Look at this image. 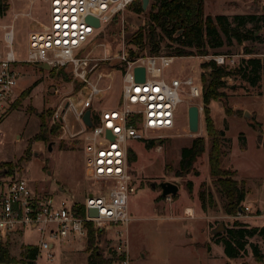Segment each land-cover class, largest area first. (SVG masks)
<instances>
[{
  "label": "rangeland",
  "instance_id": "374dc122",
  "mask_svg": "<svg viewBox=\"0 0 264 264\" xmlns=\"http://www.w3.org/2000/svg\"><path fill=\"white\" fill-rule=\"evenodd\" d=\"M6 1L8 10L0 16V50L4 44L1 27L12 25L14 51L18 57L24 58L29 33L40 29L46 22L47 5L41 0ZM154 1L156 0H150L147 10H143L141 14L134 9L121 14L105 29L101 37L107 39L110 47L117 48L124 34L130 52L139 56L148 55L147 51H141L139 45L132 42V38L140 31H146L151 25L148 12ZM204 1L205 16L225 15L232 20L236 14H255L260 20L247 26V29L256 31L259 38L257 41L246 42L243 46L235 42L232 47L226 44L221 49L210 51V55L206 57L177 58L165 71L167 78L191 75L195 83L202 86V92L203 76L210 71L205 70L202 64L211 61L213 57L248 55L245 52L248 49L253 51L248 58H264V0ZM162 50L161 55H166L164 53L168 49L163 47ZM96 55L101 56L102 52L97 50ZM20 71L22 76L16 88L18 101L0 128V169L9 170L12 175L19 174L38 192L53 194L60 201L83 203L88 194L96 190L86 176L84 135L77 134L83 130V126L76 120L75 112L80 108L86 93L84 85L65 69L44 71L33 65H25ZM111 73L113 78L102 83L103 88H111L103 93L100 100L95 101L93 109L116 108L122 91V81L117 72ZM224 82V91L228 95L225 103L227 108L222 101H213L210 106L216 128L225 129L227 126L228 137L231 138V142L227 141L222 148L227 155L221 167L233 171L232 167L238 171L241 187L247 189V185L249 197L257 202L254 206L256 212L250 217H262L255 221L263 224L264 125L262 133L251 127L249 123L255 118L251 115L249 122L243 109L245 113L257 112L264 124V97H248V85L240 77L229 76ZM30 88L32 91L27 95L26 91ZM202 98L182 96L183 103L178 106L176 126L170 133L159 136L148 133V140L128 143L129 150L136 156V162L130 163L129 168L137 187L136 192L129 198V211L133 218L128 227L131 264H264V260L258 262L254 259L250 247L244 257L228 260L223 246L216 244L211 234L221 223L229 228L235 221L243 222L245 218L237 219L238 216L226 214V199L210 175V143ZM67 105L69 107L65 115L68 127L64 130L65 122H60V119ZM191 106H198L201 110L200 129L197 134H192L188 127V109ZM233 106L237 109L242 107V110L234 113L231 108ZM226 109L230 110L228 116ZM56 115L60 117V123L55 119ZM41 133L46 140L39 141L36 138ZM241 133L246 137L244 148H241ZM260 135L261 142L258 140ZM200 137L206 141V151L194 166L199 176L190 174L177 178L175 174L181 159V150ZM150 141H154V145L148 148ZM29 146L31 152L27 159L25 152ZM164 182L174 183L180 188L176 199H163L161 190L152 187V184L158 186ZM188 182H192V191L188 189ZM200 194L204 195L206 209L202 208ZM112 235V231L108 230L103 235L95 236V246L99 245L96 247L105 253V259L111 258L106 253L114 244ZM39 241L40 237L36 232L25 233L19 240L22 245H38ZM249 242L258 245L264 255L263 239L255 236ZM54 254L53 260L42 255L37 264H88L91 252L88 245L77 247L57 243Z\"/></svg>",
  "mask_w": 264,
  "mask_h": 264
},
{
  "label": "built area",
  "instance_id": "2783aa9c",
  "mask_svg": "<svg viewBox=\"0 0 264 264\" xmlns=\"http://www.w3.org/2000/svg\"><path fill=\"white\" fill-rule=\"evenodd\" d=\"M41 1L47 5V19L40 29L29 33L24 58L14 51L13 26L1 27L4 44L0 50V128L18 100L16 88L21 68L47 65L50 71H69L86 92L75 115L83 126L77 134L84 135L86 176L96 190L83 203L60 201L53 194L36 191L19 174L7 171L3 176L5 170L0 169V264H37L42 255L53 260L57 243L87 246L91 226L100 231L99 235L112 231L114 244L106 253L112 264H131L128 227L133 219L129 198L137 187L130 173L128 143L148 140V133L159 136L173 131L182 96L202 98V86L191 75L165 76L176 57L150 54L132 57L124 34L117 48L110 47L107 39L101 37L138 0ZM89 17L99 21V28L88 21ZM97 50L102 52L101 56L96 55ZM249 56L218 55L212 61L228 71L242 70ZM137 68L145 69L144 82L136 81ZM111 72H117L122 81L117 106L93 109L95 101L111 88L102 85L113 78ZM87 110L92 111L91 130L82 121ZM55 119L59 122L60 117L56 115ZM63 121L66 130V115ZM108 132L113 140L108 138ZM79 206L84 207V215L77 209ZM90 209L98 211L97 218L88 216ZM251 215V208L242 206L237 219ZM30 232L39 235L38 245L19 242L21 235ZM35 248L37 254L32 259L28 251ZM3 250L8 251V257H4Z\"/></svg>",
  "mask_w": 264,
  "mask_h": 264
},
{
  "label": "trees",
  "instance_id": "16d2710c",
  "mask_svg": "<svg viewBox=\"0 0 264 264\" xmlns=\"http://www.w3.org/2000/svg\"><path fill=\"white\" fill-rule=\"evenodd\" d=\"M204 5V0L154 1L148 12L151 25L146 31H140L136 34L132 38V42L139 45L141 51L145 50L150 55L163 54L162 49L164 47L168 49L164 53L166 56L182 58L205 57L210 55V51L221 49L226 44L232 47L235 42L237 45L243 46L246 42H255L259 39L256 36V31L247 29L249 24L259 22L258 15H235L232 20L225 15L205 16ZM131 9H134L138 14L143 13L142 1L138 0ZM7 10V1L0 0V16H3ZM245 52L248 55L253 54L252 50L246 49ZM131 56L135 57L136 54L131 52ZM202 67L205 70H210L203 76L202 98L205 107L206 132L210 143L208 154L210 175L226 199L224 207L226 214L237 216L246 199L247 192L244 187H241L242 183L235 179V171L224 170L221 167L222 161L227 155L222 148L224 143L231 142V140L226 138L223 131L216 128L209 105L212 101H223L225 105L228 95L224 91L226 83L223 79L229 76L240 77L248 85L246 94L249 96H264V58L248 59L246 68L242 70L228 71L212 60L203 63ZM31 91L32 88L28 89L26 94L28 95ZM225 108H227L226 105ZM229 113L230 110L226 109V114L229 115ZM252 127L262 133L260 124L254 122ZM261 137L260 135L258 139L260 142ZM36 138H39V141L46 140L42 133ZM240 142L241 148H244L246 137L243 133L240 135ZM151 145H154V141H150L148 148ZM205 151L206 141L202 137L194 139L189 147H184L181 150V159L175 176L177 178H184L190 174L199 176L194 166ZM30 152L29 146L25 152L27 159L30 158ZM128 161L129 164L136 162V156L130 150H128ZM9 166L12 167L10 163ZM8 173L11 174L9 170ZM187 186L189 191H192V182H188ZM177 196L172 198L176 199ZM204 200V195L200 194L202 208L206 209ZM77 209L84 215L83 206H79ZM96 234L99 235L100 231H95L91 226L88 232V250L91 252L88 257V264H112V260L105 259L100 253L101 251L95 246ZM255 236L264 240V227H252L235 221L231 227L226 228L224 233L213 235V239L216 244L223 246L224 255L228 260L244 257L248 253V247H250L254 259L261 262L264 260V255L259 246L249 242ZM2 254L4 257H8V251L3 250ZM36 254V248L28 251V256L32 259L36 257Z\"/></svg>",
  "mask_w": 264,
  "mask_h": 264
},
{
  "label": "water",
  "instance_id": "95a60500",
  "mask_svg": "<svg viewBox=\"0 0 264 264\" xmlns=\"http://www.w3.org/2000/svg\"><path fill=\"white\" fill-rule=\"evenodd\" d=\"M150 3V0H142V9L144 11L147 10L148 5ZM88 21L93 24L95 27L99 28L100 23L98 20L89 17ZM41 70L44 71H50L51 69L49 68V66L47 65H43L39 67ZM135 78L137 82H144L145 81V69L144 68H137L135 70ZM69 106H66V109L61 113V122H63V116L66 113V110ZM91 110H87L83 117H82V121L84 123V125L87 127L88 130H91L93 128V123L91 121ZM246 119L250 122L251 121V115L249 113H245ZM188 127L189 130L192 134H197L199 132L200 129V108L198 106H191L188 109ZM108 138L110 140H113V136L111 135L110 132H108L107 134ZM50 150H51V145L49 146ZM7 171L5 170L3 172V176L6 175ZM153 188H159L161 190V197L163 199H167L170 197H176L179 194V187L174 184V183H170V182H164L159 184L158 186H156L155 184H152ZM88 216L90 218H97L98 217V211L96 209H90L88 211ZM226 231V227L224 224H219L215 229H213L211 231L212 235H217L220 233H224ZM112 249L109 250V253H111ZM101 254H104L103 252H100Z\"/></svg>",
  "mask_w": 264,
  "mask_h": 264
},
{
  "label": "crops",
  "instance_id": "0c3cea01",
  "mask_svg": "<svg viewBox=\"0 0 264 264\" xmlns=\"http://www.w3.org/2000/svg\"><path fill=\"white\" fill-rule=\"evenodd\" d=\"M239 1H241V0H235V1H229V2H239ZM204 3H205V1H204ZM237 15V14H236ZM248 97H264V96H259V95H254V96H248ZM213 102V101H212ZM211 102V103H212ZM223 102V101H222ZM224 103V102H223ZM210 106H211V104L209 105V108H210ZM231 108H233L232 110H233V112L235 113L237 110H242V107H240V108H236L235 106H233V107H231ZM210 112H211V108H210ZM246 113H249V112H246ZM243 114H245V111H244V109H243ZM250 115H253V117L255 118V120L253 121V122H248L249 123V125L252 127V124L255 122V123H257V124H260L261 125V128H262V126L264 125L262 122H261V119H260V117L257 115V112H250L249 113ZM228 116V115H227ZM235 116V115H234ZM229 117H231V116H229ZM226 124H227V122H226ZM218 130H220V131H223L224 133H225V136H226V138L227 139H229V140H231V138H229L228 137V127L226 126L225 127V129H218ZM245 136V135H244ZM264 138V137H263ZM231 152H232V147H231V151H230V155H231ZM230 155H229V157H230ZM228 157V158H229ZM226 158V157H225ZM231 169L233 170V171H235L236 172V176H235V179L237 180V181H239V179H238V171L237 170H234L232 167H231ZM244 180V179H243ZM239 182H241V181H239ZM246 187H247V189H245L246 190V192H247V195H246V199H245V201L243 202V206H249L250 208H251V212H252V215H253V213H255L256 212V209L254 208V206H255V204H257V202L254 200V199H252V198H250L249 196V190H248V186L246 185ZM179 192H180V188H179ZM245 204V205H244ZM252 209H253V211H252ZM262 212V211H261ZM263 213V212H262ZM227 219H235L236 217H226ZM260 218H262V217H248V218H245V219H243V222L242 223H245V224H248V225H250V226H252V227H264V223L263 224H257V222L255 221V220H257V219H260ZM133 219V218H132ZM73 245V244H72ZM76 246V245H75ZM77 247H80V246H77Z\"/></svg>",
  "mask_w": 264,
  "mask_h": 264
}]
</instances>
